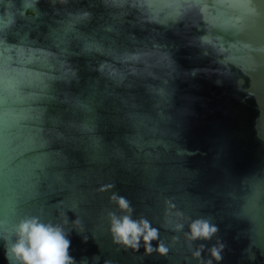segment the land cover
I'll use <instances>...</instances> for the list:
<instances>
[{"label": "water", "instance_id": "95a60500", "mask_svg": "<svg viewBox=\"0 0 264 264\" xmlns=\"http://www.w3.org/2000/svg\"><path fill=\"white\" fill-rule=\"evenodd\" d=\"M26 221L70 264H264V0H0V264Z\"/></svg>", "mask_w": 264, "mask_h": 264}, {"label": "clouds", "instance_id": "9594fccd", "mask_svg": "<svg viewBox=\"0 0 264 264\" xmlns=\"http://www.w3.org/2000/svg\"><path fill=\"white\" fill-rule=\"evenodd\" d=\"M113 199L116 198L113 197ZM119 204L121 208H128L124 199H120ZM141 223L143 227L128 217H125L122 222L114 220L113 232L118 240L125 245L135 248L141 235H144V242L148 245L150 241L156 239L157 233L150 228L146 221ZM215 231L216 229L210 228L206 222L197 221L192 225L191 238H207ZM19 235L20 241L13 247L12 251L23 264H70L67 252L68 242L58 230L45 227L36 221H26L20 225ZM147 250L152 251L151 247H148ZM159 250L161 254L167 251L163 246ZM212 254L217 260L220 259L219 253L215 249Z\"/></svg>", "mask_w": 264, "mask_h": 264}]
</instances>
